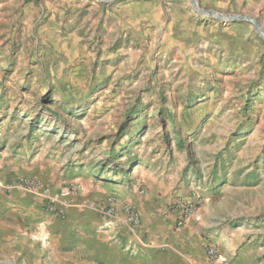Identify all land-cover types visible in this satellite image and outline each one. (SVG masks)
Here are the masks:
<instances>
[{
	"label": "rangeland",
	"instance_id": "374dc122",
	"mask_svg": "<svg viewBox=\"0 0 264 264\" xmlns=\"http://www.w3.org/2000/svg\"><path fill=\"white\" fill-rule=\"evenodd\" d=\"M196 1L264 34V0ZM110 198L192 264H264V39L190 0H0V264H156Z\"/></svg>",
	"mask_w": 264,
	"mask_h": 264
},
{
	"label": "built area",
	"instance_id": "2783aa9c",
	"mask_svg": "<svg viewBox=\"0 0 264 264\" xmlns=\"http://www.w3.org/2000/svg\"><path fill=\"white\" fill-rule=\"evenodd\" d=\"M22 189H25L27 192L38 194L42 192V188L39 183L27 180L21 184ZM80 191L79 186H71L64 190H59L57 193L54 192H44V197L50 200L49 207L51 204L59 205L57 208V213L59 217L64 218L66 211L73 204V197ZM47 193H49L47 195ZM203 204L202 200L197 197L192 202H181L178 204L177 209H180L182 214L178 219V225H182L183 222L187 220H198L196 218V211L199 206ZM125 216L121 217L119 211V203L116 199L110 198L107 205L105 206L104 213L105 215L114 221H120L131 231H135L140 228L142 225V219L140 213L132 208H124L123 210ZM113 222V221H112ZM109 222V224H112ZM215 247L210 248L208 254L212 260L216 262H225L226 260L221 256H218Z\"/></svg>",
	"mask_w": 264,
	"mask_h": 264
},
{
	"label": "crops",
	"instance_id": "0c3cea01",
	"mask_svg": "<svg viewBox=\"0 0 264 264\" xmlns=\"http://www.w3.org/2000/svg\"><path fill=\"white\" fill-rule=\"evenodd\" d=\"M125 202L130 203L131 200L125 199ZM137 211L140 213L142 225L136 232L124 229V236L126 237V239H124L125 244L133 245L135 250L139 248L143 253L147 252V255L153 254L156 259V264H192L191 261H186V259L173 248V236L175 239L177 237L179 239L181 235V232H179L180 230H177L178 232H171L172 229L167 224H160L155 228L153 226L154 223H152L151 210L148 211L150 215H147L146 211L142 212L141 209H137ZM177 255L182 258H175Z\"/></svg>",
	"mask_w": 264,
	"mask_h": 264
},
{
	"label": "water",
	"instance_id": "95a60500",
	"mask_svg": "<svg viewBox=\"0 0 264 264\" xmlns=\"http://www.w3.org/2000/svg\"><path fill=\"white\" fill-rule=\"evenodd\" d=\"M102 2H113V1H116V0H100ZM194 9L196 10V12L202 14L203 16H209V17H212V18H215L217 20H220V21H248V22H251L254 27L256 28V30L258 31V33L260 34V36L264 39V34L262 33L260 27L258 26V24L250 17H245V16H224V15H221L217 12H214V11H210V10H202L199 8V5H198V2L196 0H190Z\"/></svg>",
	"mask_w": 264,
	"mask_h": 264
},
{
	"label": "trees",
	"instance_id": "16d2710c",
	"mask_svg": "<svg viewBox=\"0 0 264 264\" xmlns=\"http://www.w3.org/2000/svg\"><path fill=\"white\" fill-rule=\"evenodd\" d=\"M178 145L182 147V142L180 140L178 141Z\"/></svg>",
	"mask_w": 264,
	"mask_h": 264
}]
</instances>
